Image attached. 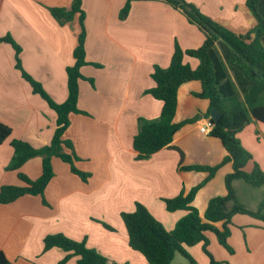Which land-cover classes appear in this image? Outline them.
Returning <instances> with one entry per match:
<instances>
[{"label": "crops", "instance_id": "1", "mask_svg": "<svg viewBox=\"0 0 264 264\" xmlns=\"http://www.w3.org/2000/svg\"><path fill=\"white\" fill-rule=\"evenodd\" d=\"M72 1L0 0V38L10 35L20 45L23 69L58 104L68 97L67 68L75 63L80 24L78 15L60 24L49 9H70ZM126 1L82 0L86 60L101 67L88 64L80 69L85 79L79 81L78 107L87 115L70 114L64 139L74 146L76 167L90 177L83 181L68 164L53 157L54 177L44 191L47 205L41 196L33 195L0 204V252L12 264H59L67 255L64 250L44 251V238L58 233L76 241L85 239L89 248L108 259L107 264H149L130 247L121 214L133 212L140 202L172 231L187 212H169L164 200L189 191L207 177V173L180 170V161L182 165L215 166L227 154L222 142L209 135V100L194 95L202 91L201 82L190 81L178 89L174 122L196 116L198 120L182 127L169 147L136 160L133 139L138 119H158L163 107L162 101L145 93L154 86L153 67L169 66L175 42L183 50L198 48L205 36L181 10L161 0H134L127 18L121 20ZM188 1L236 34H245L257 25L247 0ZM260 10L264 13V1ZM183 61L194 69L199 65L198 59L189 56ZM230 75L234 80L231 71ZM56 121L55 111L33 93L16 69L12 46L1 43L0 122L12 134L0 144V186L23 185L19 173L31 179L40 177L41 157L28 160L18 170L6 169L14 155L10 143L18 139L36 149L47 146ZM202 126L208 132H202ZM237 137L253 156L245 170L250 172L254 163L264 170V122L252 118ZM232 171V163L223 165L195 196L193 205L202 218L211 198L226 195L225 177ZM235 187L240 194L249 193L240 182ZM249 196L256 197V192ZM216 226L221 229L222 223ZM230 230L232 253L220 245L214 233L207 234L214 259L220 264H264V222L238 214L232 218ZM185 249L199 264L210 263L202 243ZM178 254L184 257L177 253L171 264ZM77 259L72 257L65 264H78Z\"/></svg>", "mask_w": 264, "mask_h": 264}, {"label": "trees", "instance_id": "2", "mask_svg": "<svg viewBox=\"0 0 264 264\" xmlns=\"http://www.w3.org/2000/svg\"><path fill=\"white\" fill-rule=\"evenodd\" d=\"M133 1H126L120 12L121 20L127 18ZM161 1L181 10L188 22L203 32L205 40L200 47L186 50L175 42L169 66L153 67L151 78L154 86L145 93L162 101L163 107L158 119L148 120L143 117L138 119L139 129L133 139V147L137 152L136 160L148 159L156 152L169 147L175 134L182 127L198 120L199 117L196 116L178 123L174 122L178 106V89L190 81H200L202 84V91L194 95L209 100L206 116L211 120L213 109L221 114L222 117L213 124L209 135L222 142L227 154L215 166L182 165L180 161V170L207 173V177L189 191L183 190L178 196L164 200L169 212L178 210L187 212L172 231L166 230L140 202L136 203L133 212H124L121 217L127 229L130 247L141 253L149 264H171L177 253L182 254L189 264H199L185 249L187 246L199 243L203 244V251L210 258L209 264H220L208 250V233H214L220 245L232 253L228 239L231 234L232 218L235 215H249L264 222V197L254 209L249 207L248 197L251 192L256 191L254 189L264 187V170L257 163H254L250 172L245 170L253 156L237 137V133L252 118L264 122V13L260 10L264 0H247V6L256 18L257 25L245 34H236L213 21L186 0ZM49 11L60 24L71 22L76 15L79 16L80 31L73 52L75 63L67 68L68 97L65 102L61 104L54 102L42 85L23 69L20 60L22 49L10 35L0 38V44H10L14 49L15 67L30 84L33 93L45 100L57 115L56 129L49 145L36 149L28 142L11 140L14 155L6 169L18 170L28 160L41 157L42 174L37 179H31L19 173L18 177L23 185L0 186V204H9L22 196L33 195L41 196L44 204L47 205L44 191L54 177L53 157H58L68 164L71 172L83 181L86 182L90 177V174L76 167L75 161L78 157L72 142L64 139V133L70 123V114L87 115L78 107L79 81L85 79L80 69L88 64L95 67L101 65L88 63L86 60V14L82 9V0H73L70 9L54 7ZM184 56L198 59V67L194 69L188 63H184ZM89 81L93 83L92 80ZM11 134V128L0 122V144ZM227 163H232L233 166V171L225 177L227 193L225 196L211 198L202 218L193 205L194 198ZM235 182H240L247 188L248 195L245 192L240 194ZM219 222L222 223L221 229L216 226ZM102 224L107 229L113 230L107 224ZM54 247L61 248L67 253L59 264H65L72 257L78 258V264L108 263L105 256L87 246L85 239L76 241L61 233L47 235L44 238V251ZM0 264H12L2 252H0Z\"/></svg>", "mask_w": 264, "mask_h": 264}, {"label": "rangeland", "instance_id": "3", "mask_svg": "<svg viewBox=\"0 0 264 264\" xmlns=\"http://www.w3.org/2000/svg\"><path fill=\"white\" fill-rule=\"evenodd\" d=\"M187 2H189L188 0H186ZM189 3H191V2H189ZM191 4H193V3H191ZM193 5H195V4H193ZM196 6V5H195ZM197 7V6H196ZM198 8V7H197ZM199 10H200V8H198ZM201 11V10H200ZM201 13H203L202 11H201ZM205 16H207V17H209L210 19H212L213 21H215V22H217L218 23V21L217 20H215V19H213V18H211L210 16H208L207 14H205V13H203ZM220 24V23H219ZM254 190H256L255 192H256V197H254V198H251L250 199V196L248 195V193H247V195H248V197H249V207H252V208H254L255 207V204L254 203H256L257 201H259L260 199H262V197H263V195H264V187H261V188H259V189H254ZM247 201V200H246ZM253 201V202H252ZM173 264H189V262H188V260L185 258V257H182L181 255H177V259L175 260V262L173 263Z\"/></svg>", "mask_w": 264, "mask_h": 264}, {"label": "water", "instance_id": "4", "mask_svg": "<svg viewBox=\"0 0 264 264\" xmlns=\"http://www.w3.org/2000/svg\"><path fill=\"white\" fill-rule=\"evenodd\" d=\"M221 117V114L217 110H211V121L209 123L210 126H213V124L219 121Z\"/></svg>", "mask_w": 264, "mask_h": 264}, {"label": "built area", "instance_id": "5", "mask_svg": "<svg viewBox=\"0 0 264 264\" xmlns=\"http://www.w3.org/2000/svg\"><path fill=\"white\" fill-rule=\"evenodd\" d=\"M200 130L202 131V132H208V130H207V126H202L201 128H200Z\"/></svg>", "mask_w": 264, "mask_h": 264}]
</instances>
